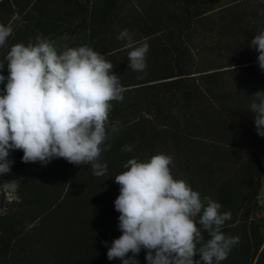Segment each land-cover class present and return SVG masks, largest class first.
I'll return each mask as SVG.
<instances>
[{"label":"trees","instance_id":"16d2710c","mask_svg":"<svg viewBox=\"0 0 264 264\" xmlns=\"http://www.w3.org/2000/svg\"><path fill=\"white\" fill-rule=\"evenodd\" d=\"M0 24L13 28L0 62L37 36L60 50L86 45L105 55L126 89L112 102L110 125L119 130L101 155L106 175L62 158L24 163L21 150L10 152L0 190L17 181L18 201L0 215V264H122L107 258L122 234L114 177L128 159L158 153L173 157L175 178L231 213L221 231L238 243L221 264H264V137L249 108L264 91L249 47L264 30V0H0ZM125 29L149 45L144 72L128 67L127 42L117 39ZM145 256L142 249L139 264Z\"/></svg>","mask_w":264,"mask_h":264},{"label":"clouds","instance_id":"9594fccd","mask_svg":"<svg viewBox=\"0 0 264 264\" xmlns=\"http://www.w3.org/2000/svg\"><path fill=\"white\" fill-rule=\"evenodd\" d=\"M12 33L10 25L0 24V47ZM117 39L127 42L128 67L144 72L149 45H137L127 29ZM249 47L258 53L257 63L264 70V30ZM5 60L0 62V175L10 173L14 150L23 152L24 163L47 165L62 158L90 165L97 177L106 175L101 155L110 150V133L119 130L117 124L110 125L112 102L122 101L126 91L113 64L86 45H64L60 50L42 36L27 46H11ZM5 65L7 77L2 74ZM251 97L256 133L264 137V91ZM122 150L133 149L125 145ZM172 166L173 157L165 153L147 161L131 158L123 165L126 170L114 177L119 185L114 207L122 234L108 248L109 260L139 264L136 257L144 249L147 264H221L238 243V237L221 231L231 213H222L221 204L211 198L202 200L186 180L173 176ZM16 182L3 186L15 187ZM197 254L199 260L194 259Z\"/></svg>","mask_w":264,"mask_h":264},{"label":"built area","instance_id":"2783aa9c","mask_svg":"<svg viewBox=\"0 0 264 264\" xmlns=\"http://www.w3.org/2000/svg\"><path fill=\"white\" fill-rule=\"evenodd\" d=\"M18 201L17 188L4 187L0 190V215L4 213L6 208L11 204Z\"/></svg>","mask_w":264,"mask_h":264},{"label":"rangeland","instance_id":"374dc122","mask_svg":"<svg viewBox=\"0 0 264 264\" xmlns=\"http://www.w3.org/2000/svg\"><path fill=\"white\" fill-rule=\"evenodd\" d=\"M263 196H264V190H263Z\"/></svg>","mask_w":264,"mask_h":264}]
</instances>
